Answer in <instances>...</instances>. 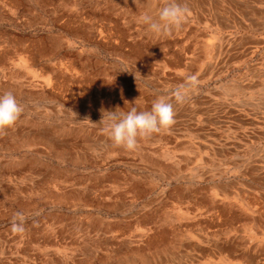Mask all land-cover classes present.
Listing matches in <instances>:
<instances>
[{"label": "rangeland", "instance_id": "obj_1", "mask_svg": "<svg viewBox=\"0 0 264 264\" xmlns=\"http://www.w3.org/2000/svg\"><path fill=\"white\" fill-rule=\"evenodd\" d=\"M164 3L0 0V264H264V0H178L153 35ZM161 96L174 123L114 146L100 110Z\"/></svg>", "mask_w": 264, "mask_h": 264}, {"label": "clouds", "instance_id": "obj_2", "mask_svg": "<svg viewBox=\"0 0 264 264\" xmlns=\"http://www.w3.org/2000/svg\"><path fill=\"white\" fill-rule=\"evenodd\" d=\"M189 9L178 3V0H165L154 17L144 14L139 22L147 26L153 35H166L171 29L179 28ZM126 72V71H125ZM194 78L172 90L171 95L177 102H183L187 96V89L194 86ZM119 107L115 111L101 109L103 132L116 147L134 150L138 146V138L148 137L153 133L166 130L174 123V106L165 96L156 99L150 111L137 112L133 107L127 113H120ZM23 109L11 91L0 94V130L12 126L19 118ZM23 213L14 214L11 221L13 232L24 231Z\"/></svg>", "mask_w": 264, "mask_h": 264}]
</instances>
